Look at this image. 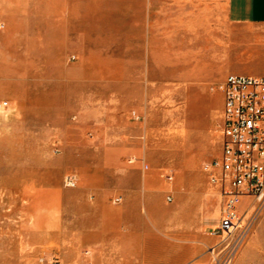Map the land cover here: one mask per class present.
<instances>
[{"label": "rangeland", "instance_id": "obj_1", "mask_svg": "<svg viewBox=\"0 0 264 264\" xmlns=\"http://www.w3.org/2000/svg\"><path fill=\"white\" fill-rule=\"evenodd\" d=\"M230 15L224 0H0V264H90L122 205L215 220L221 86L264 75V27ZM245 210L237 254L218 237L212 264H264V201Z\"/></svg>", "mask_w": 264, "mask_h": 264}, {"label": "crops", "instance_id": "obj_2", "mask_svg": "<svg viewBox=\"0 0 264 264\" xmlns=\"http://www.w3.org/2000/svg\"><path fill=\"white\" fill-rule=\"evenodd\" d=\"M224 1L229 3L230 16L236 23L264 27V0ZM206 196L218 200L213 221L206 204L201 208L188 205L186 210H180L178 204L160 201V214L156 215L147 214L150 201L139 204L143 210H135L131 215L125 213V205L116 208L119 214L113 208L114 213L107 215L106 238L99 237L105 240L98 239L96 246H92L90 264H212L209 248L219 240L212 232L220 222L223 201L214 184L207 189Z\"/></svg>", "mask_w": 264, "mask_h": 264}, {"label": "built area", "instance_id": "obj_3", "mask_svg": "<svg viewBox=\"0 0 264 264\" xmlns=\"http://www.w3.org/2000/svg\"><path fill=\"white\" fill-rule=\"evenodd\" d=\"M221 89L222 148L204 169L222 197L221 220L212 233L221 238L226 261L230 262L248 235L249 227L244 224L246 206L252 200L264 201V75L233 73ZM7 105V100H0V107ZM166 176L173 179L172 173ZM66 183L75 186L77 180L68 176ZM211 250L217 249L214 246Z\"/></svg>", "mask_w": 264, "mask_h": 264}]
</instances>
